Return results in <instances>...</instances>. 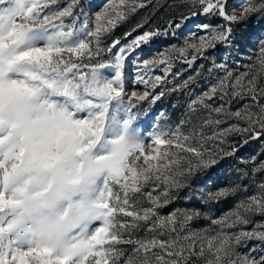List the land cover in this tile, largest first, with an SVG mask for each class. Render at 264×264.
<instances>
[{"label": "snow or ice", "instance_id": "snow-or-ice-1", "mask_svg": "<svg viewBox=\"0 0 264 264\" xmlns=\"http://www.w3.org/2000/svg\"><path fill=\"white\" fill-rule=\"evenodd\" d=\"M159 6L108 0L78 23L80 0H0V264H264V220L253 219L264 218V182L223 215L210 211L247 193L242 182L264 173V159L237 182L208 187L211 170L239 151L230 137L241 136V146L264 141V39L243 71L213 59L209 71L223 77L191 100L186 118L148 141L136 111L193 82L163 87L177 61L192 67L217 45L231 48L233 25L264 14V0L231 13L227 0H184L188 13L165 28L145 17L125 33H137L127 43L104 45L120 23ZM198 14L224 23H200L203 34L140 61L144 91L128 95L129 57L157 37L183 35ZM198 180L200 204L162 211ZM200 220L208 223L198 227Z\"/></svg>", "mask_w": 264, "mask_h": 264}, {"label": "rangeland", "instance_id": "rangeland-1", "mask_svg": "<svg viewBox=\"0 0 264 264\" xmlns=\"http://www.w3.org/2000/svg\"><path fill=\"white\" fill-rule=\"evenodd\" d=\"M68 0H61V6L66 4ZM108 0H80V7L77 9L79 15L78 23L83 22L85 17L94 18L96 12L100 11ZM247 0H227V9L239 12L243 4ZM159 7H148L140 10L136 15L129 18L126 22L120 23L112 32L104 37V45L108 46L112 41L119 39L121 44L127 43L132 36L125 39V33L130 32L138 21L145 17L151 19V26L158 28H165L170 17L176 16L179 13H188V8L184 6V0H159ZM200 23H209L212 25H219L224 23L218 15H203L198 14L191 18L187 27L183 30V35L177 34L176 37L160 36L155 38L151 43L142 46L133 53L126 62L125 68V91L128 95L132 91L142 93L144 86L136 83L138 73H142L143 69L139 67V62L147 59L150 56L156 55L159 51L165 49L170 44H182L186 36L192 33L203 34L199 32L197 25ZM234 36L236 43L228 48L224 45H217V49L211 50L208 60H198L192 67L177 61L172 69V73L177 75H169L164 88L171 90L181 85L183 81L187 80L189 76L195 77L186 88H181L179 91H167L166 94L157 101L154 105L149 101L142 102L136 111L139 112L137 125L140 128L142 137L145 141L152 136V134L159 128L165 126H174L181 119L186 118L188 113V105L199 95H202L213 84L217 83L218 79L223 77L224 72L219 69L212 68V60L215 59L217 63H224L227 61L228 67L236 71H243L244 65L250 63L258 55L259 40L264 39V14L253 15L244 23L233 25ZM191 30V31H189ZM115 51V50H114ZM203 65L201 68L200 66ZM197 73H199L197 75ZM152 75H163L160 69H154ZM160 87L156 88V92H160ZM127 102V99L125 100ZM239 105L234 103L233 107ZM242 137L234 135L230 140L237 144L239 151L237 154L221 163V165L211 170L210 175L212 181L208 187H214L216 184L225 186L229 183L237 182L241 171L250 170L253 166V160L259 161L264 159V141L250 140L247 144L241 146ZM255 181V183L253 182ZM264 182V173L256 175L254 178L243 180V184L247 187V193L241 192L236 196L229 197L226 200H221L211 206L210 211L213 217H219L228 212L236 202L245 194H252L256 191V184ZM202 185L200 181H196L190 188L184 189L179 193V198L171 204L168 208L162 211L167 213L173 208L190 207L193 204H200V189ZM195 196V198H192ZM206 210H208L206 208ZM259 222L264 218L256 216L253 218ZM208 222L200 220L196 222V226H205ZM249 228L252 226L249 225ZM254 242H250L247 247L239 249L241 252H248L253 246Z\"/></svg>", "mask_w": 264, "mask_h": 264}]
</instances>
